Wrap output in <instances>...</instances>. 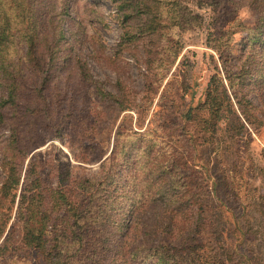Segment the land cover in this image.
<instances>
[{
	"label": "rangeland",
	"instance_id": "1",
	"mask_svg": "<svg viewBox=\"0 0 264 264\" xmlns=\"http://www.w3.org/2000/svg\"><path fill=\"white\" fill-rule=\"evenodd\" d=\"M153 2H159L156 27L140 31L143 19L123 22L113 0H67L59 63L44 95L58 104V112L69 109L72 115L67 127L58 130L52 122L42 131L23 169L35 158L48 186H55L64 165L73 175H96L119 129L122 146L112 177L117 211L103 214L119 233L125 221L119 210L136 190L132 175L144 167L139 161V168H129L126 160L138 154L133 151L140 141L151 140L161 176L177 198L188 200L192 219L198 217L190 228L197 253L224 264H264V0ZM174 11L187 22L168 24L165 14ZM126 29L134 33L131 40H124ZM85 73L129 109L110 110L116 106L108 107ZM2 75L0 68V80ZM93 107L95 113L81 119ZM8 135L1 125L0 144ZM7 227L12 244L0 254V264H46L36 249L20 246L14 211ZM133 261L154 264L142 256Z\"/></svg>",
	"mask_w": 264,
	"mask_h": 264
},
{
	"label": "trees",
	"instance_id": "2",
	"mask_svg": "<svg viewBox=\"0 0 264 264\" xmlns=\"http://www.w3.org/2000/svg\"><path fill=\"white\" fill-rule=\"evenodd\" d=\"M113 1L123 12V22L140 18V31L156 27L159 2ZM66 11L67 0H0V127L6 124L9 130L0 144L4 173L0 178V254L7 253L12 244V229L7 226L14 211L20 225V246L36 249L46 264H136L133 258L139 256L151 258L154 264H224L197 253L192 244L196 231L190 228L198 217L192 219L194 210L188 200L177 198L172 184L161 176L151 140L140 141L133 151L138 154L126 160L129 168L139 161H144V167L132 175L136 190L119 210L125 218L119 233L115 227L110 229L103 217L110 209L117 211L112 177L122 146L118 144L123 134L119 129L96 175L84 171L73 175L64 165L60 171L58 168L55 186H48L37 174L35 158L31 157L23 169L27 155L40 143L42 131L51 128L52 122L58 130L67 127L72 115L69 109L58 112V104L47 102L44 95L48 75L59 63L57 45L64 38L61 20ZM186 18L175 11L165 14L168 24L178 26L187 22ZM125 34L124 40L134 37L131 30L126 29ZM254 35L258 36L255 29ZM83 77L93 83L102 98H107L108 107L116 106L110 110L120 113L129 109L89 74ZM208 100L211 105L213 98ZM240 109L244 119L251 122L246 109ZM95 111L89 108L81 119ZM167 191L172 194L167 195Z\"/></svg>",
	"mask_w": 264,
	"mask_h": 264
}]
</instances>
